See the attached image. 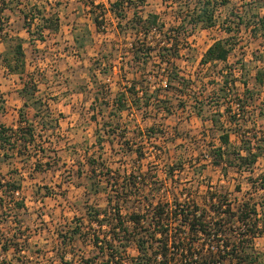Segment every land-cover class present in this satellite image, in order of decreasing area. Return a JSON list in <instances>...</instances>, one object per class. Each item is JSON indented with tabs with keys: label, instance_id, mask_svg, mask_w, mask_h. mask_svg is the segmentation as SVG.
Listing matches in <instances>:
<instances>
[{
	"label": "trees",
	"instance_id": "obj_1",
	"mask_svg": "<svg viewBox=\"0 0 264 264\" xmlns=\"http://www.w3.org/2000/svg\"><path fill=\"white\" fill-rule=\"evenodd\" d=\"M49 1L0 0V40L9 43L8 49L2 53L3 64L0 65L9 73L28 74L26 40L20 30L13 27L12 13H19L21 27L28 33L30 42L45 41L48 33H58L63 25V1L58 0L56 4ZM166 1L174 4L177 26L168 27L157 11L145 14L148 0H69L71 4H77L79 13L85 12L93 19L98 30L106 28L107 15L112 14L118 20L116 34L130 39L129 53L140 68L135 70L132 86L119 90L112 101L105 97L104 102L100 101L101 104L107 103L108 108H114L112 118L105 121L102 128H97L100 147L104 149L101 132L115 133V122L121 121L129 104L142 111L155 106V115L165 113L164 118L181 105H184L183 109L189 106L206 125L205 137L200 138L204 144L198 146L200 155L208 156L224 177H229L231 170L241 175L249 172L252 186L257 190L264 189V172L257 177L253 175L264 154V145L261 144L264 136L257 131L251 132L246 126L249 123L247 109L258 101L255 86H250L246 66L240 67V76L235 74L236 66H226L225 70L218 72L221 79L210 78L202 86L198 82L199 76H185L177 62L183 49V37L191 36L199 28L217 26L219 7L228 1ZM263 7L264 4H258L254 15L249 10L243 14L233 9L222 21L227 36L217 39L207 49L201 63L205 66L228 64L244 26L254 41L264 40ZM81 28L82 25H78L75 30ZM87 32L89 35L93 33L88 27ZM152 35L154 40L150 39ZM105 45L108 47L109 43ZM109 55L113 56L110 52L104 59L113 61ZM258 59L263 60L264 55ZM102 60L99 57L96 62L101 64ZM153 61L159 68L150 75V85L147 86L144 82L148 80L141 76ZM160 77H163L161 85L158 84ZM253 78L256 84L264 85V68L258 69ZM239 83L244 87L242 91L238 88ZM37 91L38 85L31 78L24 82L21 95L35 99ZM99 95L95 96V103L99 102ZM175 99L181 102L177 103ZM42 102L37 99L31 106L35 108V103ZM28 105L26 101L25 106ZM205 110L210 116L204 114ZM93 117L97 118L95 114ZM178 129L176 127V133ZM233 134L239 142H234ZM142 135L152 137L150 133L142 132ZM39 136L35 122L23 110H20L17 127L0 122V149L6 158L18 154L29 161L39 151L45 153L46 149L36 148ZM138 154L141 161L143 151L139 150ZM87 155L85 166L92 172L86 176L87 187L94 195L105 192L106 205L87 202L84 215L60 227L55 255L47 260L48 263L31 258L41 259L43 251L32 248L31 231L24 227L26 224L21 218L22 211L27 210L25 200L17 196L22 190V181L18 177H0V208H9L12 214L7 219L13 217L16 224L11 237L4 236L0 230V264H264V250L256 244L258 237H264V217L261 215L264 202L233 198L234 192L242 191L240 183L231 190L225 184L208 182L205 193L199 194L198 183L183 187L181 181L175 179V171L185 166L183 157L169 166L167 177L175 184L167 188L151 181L152 178L137 165L132 171L121 174L119 170H113L102 156ZM82 167L80 165L78 175H82ZM196 171L197 175L202 173V170ZM79 242L84 246L92 245L93 254H79L82 252ZM132 246L137 250L136 254L130 252Z\"/></svg>",
	"mask_w": 264,
	"mask_h": 264
},
{
	"label": "rangeland",
	"instance_id": "obj_2",
	"mask_svg": "<svg viewBox=\"0 0 264 264\" xmlns=\"http://www.w3.org/2000/svg\"><path fill=\"white\" fill-rule=\"evenodd\" d=\"M37 1L30 0L34 3ZM57 1L49 2L56 4ZM62 1L64 5L61 6L63 12L61 30L58 33H48L45 41L30 42L28 33L21 27L19 13H12L13 27L20 30V35L26 40L28 74L9 73L0 65V122L6 126L17 127L20 110L25 111L35 122L37 132L41 135L36 148L46 149L45 153L39 151L38 155L29 161L18 154L6 158L0 149V177L7 179L18 177L22 181V190L17 196L25 200L27 210L22 211L21 218L26 224L24 227L27 226L31 231L32 248L35 251H43L41 259L31 257L34 261L46 263L55 255L59 228L75 217L84 215L87 202L106 205L105 192L94 195L87 187L89 182L86 176L88 173L92 174L85 166L87 154L102 153L100 156L107 164L113 170H119L121 174L132 171L137 165L152 178L151 181L167 188L175 184L173 179L167 177L169 166L183 157L185 166L175 171V179L181 181L180 186L190 187L198 183L199 194H204L208 182L225 184L231 190L240 183L242 191L234 192L233 198L236 197L239 201L251 198L255 202H264V189L257 190L252 186V182L249 181L251 173L241 175L231 170L229 177H224L222 172L212 165L208 156L200 155L198 146L202 147L204 144L200 138L205 137L203 132L206 125L200 117L191 112L192 107L189 106L183 109L184 105H181L172 115L164 118L165 113L155 115L157 113L155 106H151L148 111H142L129 104V110L124 112L121 121L115 122V133L111 131V135H108L104 131L101 132L104 146L102 149L97 139V128H102L104 122L112 118L114 108L111 106L108 108L107 103L101 104L100 101L104 102V97L112 101L119 90L126 89L125 86H132L135 70L140 68L138 69L137 64L132 61V55L129 53L130 39L121 38L116 34L118 20L112 14L107 15L106 28L98 30L92 18L85 12L79 13L77 4H71L69 0ZM101 1L104 0H99ZM219 1L228 2L221 3L219 7L218 25L212 28H199L191 36L183 37L181 40L183 49L177 60L178 66L185 76L192 78L199 76L198 82L202 86L210 78L221 79L218 72L225 70L226 66L232 64L236 66V76H240V67L246 66L250 86H255L258 100L247 109L249 123L246 126L251 132L257 131L264 136V85L256 84L253 78L258 69L264 68V59H258L264 55L263 38L254 41L244 26L239 44L228 64L215 63L205 66L201 63L207 49L217 39L227 36L222 28L223 19L233 9L243 14L245 10H249L250 14L254 15L258 4H264V0ZM66 2L69 4H65ZM173 5L166 0H148L145 14L157 11L168 27L177 26ZM261 12L264 13V7ZM78 25H82V28L75 30ZM87 27L92 30V35L88 34ZM154 37L152 35L150 39L154 40ZM106 42L109 43L108 47L105 45ZM8 45L9 43L0 40V64H3L2 53L8 49ZM110 52L114 57L112 55L109 57L114 59L108 62L104 58ZM99 57L103 59L101 64L96 62ZM158 68V63L153 61L141 76L142 79L148 80L144 82L147 86L150 85V75ZM31 78L38 85L35 99L32 97L27 99L21 95L24 82ZM162 78L158 79L159 85L162 84ZM238 88L240 91L244 89L242 83L238 84ZM97 93L100 94V100L95 103ZM37 99L43 102L35 103L34 108L31 105ZM26 101L29 102L28 106H25ZM174 101L181 102L176 99ZM36 114L39 115L37 119ZM94 114L97 116L96 119L93 117ZM204 114L210 116L208 110H205ZM176 127L179 128L177 133ZM142 132L150 133L152 137L149 135L144 137ZM232 137L234 142H239L235 134ZM261 144L264 145V141H261ZM139 150L144 154L141 161ZM80 165L83 166L82 175H78ZM197 169L202 170L200 175H197ZM254 170V177L264 172V154ZM10 214L12 213L9 208H0V230L7 237H11L16 229L13 217L7 219ZM261 215L264 217V212ZM256 244L258 248L264 250V237H258ZM79 246L82 248L79 254L83 252H86L84 253L86 256L93 254L92 245L84 246L79 242ZM130 252L136 254L137 250L132 246ZM8 258H11V255ZM79 259L76 262H79Z\"/></svg>",
	"mask_w": 264,
	"mask_h": 264
}]
</instances>
